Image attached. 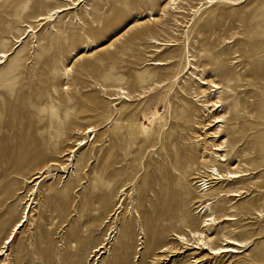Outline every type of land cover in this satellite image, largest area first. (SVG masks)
<instances>
[{"label": "rangeland", "instance_id": "374dc122", "mask_svg": "<svg viewBox=\"0 0 264 264\" xmlns=\"http://www.w3.org/2000/svg\"><path fill=\"white\" fill-rule=\"evenodd\" d=\"M0 54V264H264V0H0Z\"/></svg>", "mask_w": 264, "mask_h": 264}, {"label": "bare ground", "instance_id": "6f19581e", "mask_svg": "<svg viewBox=\"0 0 264 264\" xmlns=\"http://www.w3.org/2000/svg\"><path fill=\"white\" fill-rule=\"evenodd\" d=\"M3 56H6V54H0V63L2 62L1 57H3ZM187 63L190 66V60L189 59L187 60ZM194 68L196 69V67H194ZM200 85H207V82H205L203 79L200 82ZM210 86L214 87L215 89L219 88V86L215 85V84H211ZM210 86L208 85L205 89H203V91L206 92L205 90L209 89ZM212 106H214V105H212ZM215 118H217V117H215ZM217 121L218 122L221 121L219 119V117L217 118ZM83 144L84 143H82V141H81L80 145H83ZM218 150H220L219 147L215 146V148H213V151H218ZM217 155L218 154L215 152L212 153V157L214 160H217V161L224 160V158H219V157H217ZM206 168H207V171H206L205 178L207 179V183H205V187L202 190H208L209 189V186H208L209 181H212V180L218 181V180H223V179L233 181V180H237V179L241 178L243 175H245V174H239L238 172H230V171L222 173L218 170V168H213V167H206ZM232 195H235V194H232ZM231 219H233V218L227 217V220H231ZM213 222H214V218L212 219V217L209 216L205 220V223L203 224V226L213 224ZM15 228H17V227H15ZM15 228L12 231L13 233H11L10 236L7 238L6 242H8L9 240L10 241L13 240L15 233H17V231H18V230H15ZM174 236L176 237L175 238L176 241L178 243L182 244V246H183V244L185 246L193 245L192 248L206 250V254L210 258L215 257V256H221L226 252H235V251H237V249H235L236 247H234V246L239 245L235 240H233L231 238H226L225 244L223 246L213 247L207 241L208 236H207V233L205 230L190 232L188 237L185 236L186 238L184 237V235H181V234H175ZM190 238L193 239V242H190L191 241ZM229 243L232 244L233 246L227 245ZM182 252H183V249L181 250V248H179L178 253H182ZM1 253H2V251H0V254ZM202 260H204V258L194 259L191 262H189L188 264H199Z\"/></svg>", "mask_w": 264, "mask_h": 264}]
</instances>
